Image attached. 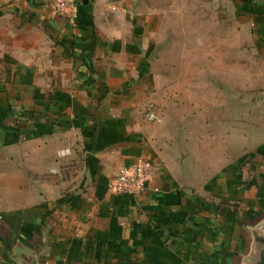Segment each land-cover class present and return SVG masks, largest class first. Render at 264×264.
Listing matches in <instances>:
<instances>
[{
    "label": "crops",
    "instance_id": "crops-1",
    "mask_svg": "<svg viewBox=\"0 0 264 264\" xmlns=\"http://www.w3.org/2000/svg\"><path fill=\"white\" fill-rule=\"evenodd\" d=\"M77 2L70 24L50 0H0V264H247L264 235V0ZM205 6L223 22H199ZM201 29L224 32L222 57L208 38V69L182 70ZM139 158L145 189L111 192Z\"/></svg>",
    "mask_w": 264,
    "mask_h": 264
},
{
    "label": "rangeland",
    "instance_id": "rangeland-1",
    "mask_svg": "<svg viewBox=\"0 0 264 264\" xmlns=\"http://www.w3.org/2000/svg\"><path fill=\"white\" fill-rule=\"evenodd\" d=\"M201 14H200V21L199 22H203L205 24V26H207V23L211 22L212 20H214L216 22V24L219 22V23H222L223 22V18L221 15H218V14H215V18H213L212 14H208V8L205 6V7H201ZM191 21V16L189 15H185V21ZM184 33V42H181L180 40V44L184 45L183 47V51L181 52V54L183 55V60L184 62L182 64L179 65V67L181 68L182 66V70H196L197 67L199 66V70L200 71H203V70H207L208 69V63L206 61H203L204 58H206V55H207V50H208V38H211L214 37L215 38V42L217 43V46H216V52L215 54L218 56H221L222 57V53H223V35H224V32L222 30H216L215 32H208L207 30H204V29H201L200 31H194V32H183ZM191 35L193 37V39H197L199 38L200 40V47H199V50L197 51V48L194 46V47H191V42L190 40L192 39L191 38ZM195 41V40H194ZM212 41V40H211ZM173 43H176L175 41ZM211 45V44H210ZM167 50H169V52H171V49H172V52L170 54L171 58L174 59L175 58V49L174 48H166ZM198 54V55H197ZM196 56L199 57V64L194 62L193 64H191V59L192 57L194 59H196ZM218 58V57H217ZM186 60V61H185ZM218 61V60H217ZM203 62V63H202ZM210 66V69H213V66H214V70L218 73V74H221L222 75V72H223V63L222 62H216V63H210L209 64ZM175 68V67H173ZM232 69H236L234 67V64L232 65ZM254 71H255V64H252V63H248V72L249 74H251L252 76H254ZM234 82V80H233ZM257 79L256 78H252V77H249L248 78V87L249 88H254L257 86ZM222 83H223V79H219L217 78L216 80V84L217 86H222ZM254 95H248V107L249 108H255V104L256 102L255 101H250V99L253 97ZM261 102H263V100H261ZM264 105V104H263ZM202 113H206L204 111H200L199 114L201 115ZM262 116V122H264V111L262 112H259ZM255 115L256 112L255 111H250L249 110V118L251 117V115ZM239 129V128H236V130ZM260 129H262V127H260ZM264 129V128H263ZM248 131H249V140L251 142H254L256 141V139L258 138V134L256 133L257 131V128H251L249 127L248 128ZM250 131H253L252 133L253 134H250ZM234 133V132H233ZM236 134V132H235Z\"/></svg>",
    "mask_w": 264,
    "mask_h": 264
},
{
    "label": "built area",
    "instance_id": "built-area-1",
    "mask_svg": "<svg viewBox=\"0 0 264 264\" xmlns=\"http://www.w3.org/2000/svg\"><path fill=\"white\" fill-rule=\"evenodd\" d=\"M51 9L56 15L65 18L73 24L77 16V0H50ZM146 119L151 122H159L160 119L153 113H148ZM70 154L69 149L58 153L59 157H66ZM63 177H65L63 175ZM152 177V168L143 158L129 167L122 168L115 176L108 181V189L117 194L138 195L145 189L146 184ZM68 178V177H67Z\"/></svg>",
    "mask_w": 264,
    "mask_h": 264
},
{
    "label": "water",
    "instance_id": "water-1",
    "mask_svg": "<svg viewBox=\"0 0 264 264\" xmlns=\"http://www.w3.org/2000/svg\"><path fill=\"white\" fill-rule=\"evenodd\" d=\"M254 247L247 264H264V235L254 239Z\"/></svg>",
    "mask_w": 264,
    "mask_h": 264
}]
</instances>
